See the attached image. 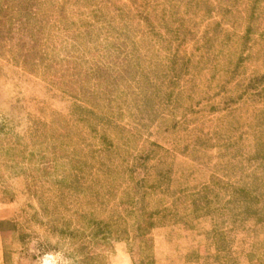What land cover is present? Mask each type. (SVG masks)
<instances>
[{
	"label": "rangeland",
	"instance_id": "obj_1",
	"mask_svg": "<svg viewBox=\"0 0 264 264\" xmlns=\"http://www.w3.org/2000/svg\"><path fill=\"white\" fill-rule=\"evenodd\" d=\"M262 77L264 0H0V264H264Z\"/></svg>",
	"mask_w": 264,
	"mask_h": 264
},
{
	"label": "trees",
	"instance_id": "obj_2",
	"mask_svg": "<svg viewBox=\"0 0 264 264\" xmlns=\"http://www.w3.org/2000/svg\"><path fill=\"white\" fill-rule=\"evenodd\" d=\"M261 79H264V77H262ZM262 142H264V141H259L258 146L261 148L260 152L264 153V143H262ZM263 158H264V154H263ZM242 198L246 202L254 200V197H252V195H250L249 193H247L245 191H242ZM247 209H248V212H250V213L252 212L251 207L250 208L248 207ZM0 225H3V223H1Z\"/></svg>",
	"mask_w": 264,
	"mask_h": 264
}]
</instances>
